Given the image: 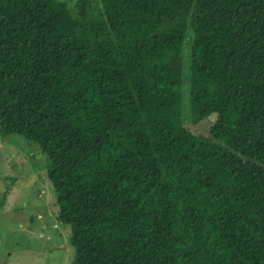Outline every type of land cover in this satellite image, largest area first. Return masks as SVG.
<instances>
[{
	"label": "trees",
	"instance_id": "1",
	"mask_svg": "<svg viewBox=\"0 0 264 264\" xmlns=\"http://www.w3.org/2000/svg\"><path fill=\"white\" fill-rule=\"evenodd\" d=\"M0 0V135L48 156L70 264H264V0H196L191 111L169 119L179 0Z\"/></svg>",
	"mask_w": 264,
	"mask_h": 264
},
{
	"label": "rangeland",
	"instance_id": "2",
	"mask_svg": "<svg viewBox=\"0 0 264 264\" xmlns=\"http://www.w3.org/2000/svg\"><path fill=\"white\" fill-rule=\"evenodd\" d=\"M76 19L84 6L88 23L102 38L112 35L99 0H56ZM196 0H179L169 44V119L208 139L215 115L195 120L190 103V20ZM50 161L40 147L19 135H0V264H70L71 229L59 219Z\"/></svg>",
	"mask_w": 264,
	"mask_h": 264
}]
</instances>
